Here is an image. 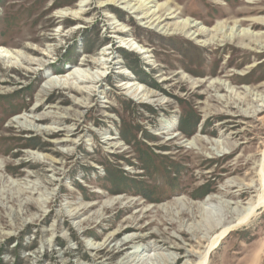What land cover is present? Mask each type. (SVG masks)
Segmentation results:
<instances>
[{
  "label": "rangeland",
  "instance_id": "1",
  "mask_svg": "<svg viewBox=\"0 0 264 264\" xmlns=\"http://www.w3.org/2000/svg\"><path fill=\"white\" fill-rule=\"evenodd\" d=\"M114 1L0 0V264L191 263L255 199L264 49L155 26L260 34L264 0ZM208 264H264V205Z\"/></svg>",
  "mask_w": 264,
  "mask_h": 264
},
{
  "label": "bare ground",
  "instance_id": "2",
  "mask_svg": "<svg viewBox=\"0 0 264 264\" xmlns=\"http://www.w3.org/2000/svg\"><path fill=\"white\" fill-rule=\"evenodd\" d=\"M152 0H139L137 3L138 4H148L149 2H151ZM114 2H119V4H122V7H126L129 8L130 11H132V13L136 12L137 9L139 8L137 6V4H132V0H115ZM153 12V11H152ZM139 17V16H138ZM173 16L170 15V18H172ZM157 20V19H156ZM150 22V25L154 24L155 21H150L147 20V23ZM262 22H264V19H262ZM151 25V27H152ZM237 25V24H236ZM161 29H164V32L166 31H188V33L191 32V29H194V31L192 30L190 36L196 38L198 35L200 36H208V38L206 37L205 40V44L206 43H223V42H230V41H236L237 46L239 47H244V48H253L255 47L256 49H264V37H263V33L261 32L260 34H254L251 32H248L245 28L242 29H237L240 26L238 25L236 29L231 28L229 29V32H223V35H221V37H217L216 34L214 35H208L209 31L211 29L202 26L199 22H197L195 19H191L189 17L186 18H182L179 20H176L174 22H166V23H161V20H158L156 22V26ZM157 29V28H156ZM250 31V30H249ZM244 40L246 42H244ZM202 41V40H201ZM204 41V40H203ZM128 43V42H127ZM130 48H134V45L132 43L129 44ZM145 52V50H143ZM0 55L6 57L7 54L4 50L0 49ZM82 75L78 76L75 73H69L67 75H56L54 76V79L49 80L48 82H46L45 86H44V90H49V89H53L56 87V85L59 84H64L67 83L69 79H74V80H81L83 78ZM86 78V77H85ZM87 79V78H86ZM219 84V83H216ZM216 86V85H214ZM72 86H68V88H70ZM75 92H84L83 90L79 91L78 89L74 90ZM260 101L263 103L262 105H264V97L260 98ZM41 104H36L31 108V112H36L39 108H40ZM47 108H55V106H48ZM55 114L54 111H42L38 114H34V116H29L31 118L30 121H26L28 122V126L35 128L36 130H41V128L37 127V122H41L45 119H49L50 117H52L51 115ZM57 114V113H56ZM46 130H51V129H46ZM34 154V153H33ZM257 174H258V180H257V187H258V191L256 193L255 199L251 202H247L246 205H244L243 208H239L237 207V209L235 208V211L233 212L234 214V220L232 222H229L227 224H223L220 226L217 234L213 237H211L210 242L208 243V245L206 246L204 252L193 262L191 263H186L184 262V264H208L209 262V255L210 253L220 244V242L222 241L223 238H225V236L232 230L236 229L238 226L240 225H244L247 224L251 221L252 218H254L255 213L257 212L258 209H261V207L264 205V142H263V149L261 150L260 153V160L257 166ZM134 238H130L129 241L133 240ZM132 255V254H130ZM171 257H169L172 262L171 263H175L178 264L181 261V257H172V255H170Z\"/></svg>",
  "mask_w": 264,
  "mask_h": 264
}]
</instances>
